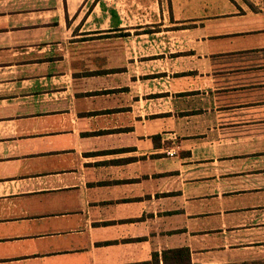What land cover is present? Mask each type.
Segmentation results:
<instances>
[{"label":"crops","instance_id":"crops-1","mask_svg":"<svg viewBox=\"0 0 264 264\" xmlns=\"http://www.w3.org/2000/svg\"><path fill=\"white\" fill-rule=\"evenodd\" d=\"M170 4L0 0V264L264 257V0Z\"/></svg>","mask_w":264,"mask_h":264},{"label":"rangeland","instance_id":"rangeland-1","mask_svg":"<svg viewBox=\"0 0 264 264\" xmlns=\"http://www.w3.org/2000/svg\"><path fill=\"white\" fill-rule=\"evenodd\" d=\"M100 2L103 9L93 14L91 19L95 25L91 26L94 29L89 31L96 36L123 34V31L119 30H124V28H112L114 20L120 17L122 22L126 20L128 28L133 29V35L145 32L150 36L152 31L166 29L161 26L162 20L173 19L170 0H100ZM113 6H119L120 11L115 10ZM90 15L92 16L91 8L85 12L84 20Z\"/></svg>","mask_w":264,"mask_h":264},{"label":"trees","instance_id":"trees-1","mask_svg":"<svg viewBox=\"0 0 264 264\" xmlns=\"http://www.w3.org/2000/svg\"><path fill=\"white\" fill-rule=\"evenodd\" d=\"M161 260L163 262H161ZM149 264H193L191 262V252L187 247L164 250L162 255L154 252L153 261ZM223 264H264V257L254 260L232 262Z\"/></svg>","mask_w":264,"mask_h":264}]
</instances>
